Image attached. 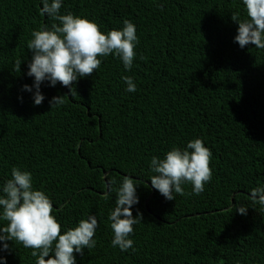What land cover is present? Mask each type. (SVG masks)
Here are the masks:
<instances>
[{
  "label": "trees",
  "instance_id": "16d2710c",
  "mask_svg": "<svg viewBox=\"0 0 264 264\" xmlns=\"http://www.w3.org/2000/svg\"><path fill=\"white\" fill-rule=\"evenodd\" d=\"M42 6L0 0V189L14 166L30 171L34 188L53 202L61 234L96 215V245L74 253L76 264H264V206L250 195L264 186V49L234 40L233 12L247 18L243 0H62L60 14L85 16L105 34L131 20L136 57L131 70L114 53L100 58L99 69L73 82L75 95L44 81L45 99L35 105L27 45L41 25L58 23L40 14ZM65 94L52 108L49 101ZM195 138L212 152V179L199 195L167 200L151 186V158ZM124 175L141 182L135 251L111 244L108 217ZM182 187L192 192L190 183ZM6 224L0 219V228ZM4 243L0 264H36L33 249L10 240L3 250Z\"/></svg>",
  "mask_w": 264,
  "mask_h": 264
},
{
  "label": "clouds",
  "instance_id": "9594fccd",
  "mask_svg": "<svg viewBox=\"0 0 264 264\" xmlns=\"http://www.w3.org/2000/svg\"><path fill=\"white\" fill-rule=\"evenodd\" d=\"M42 4L40 14H47L58 23H53L50 28L41 25L32 32V39L27 45L33 52L27 75L34 77L35 105H40L45 99L40 90L42 82L49 81L53 87L59 82L70 88L71 95H75L73 82L99 69L102 63L100 58L110 54L114 53L124 67L131 70L136 57L135 48L139 43L136 25L131 20L125 19L122 29H113L105 34L94 20L72 12L60 14L62 0H42ZM243 4L247 18H241L239 12L232 15V20L239 25L234 40L241 48L253 44L257 49H264V0H243ZM160 7L163 10V6ZM140 58L147 59L144 56ZM21 63L19 59L15 61V71L20 72ZM122 80L128 92L136 91L131 76H123ZM23 88L32 91V86L24 85ZM66 95L54 96L49 101L52 108L63 105ZM211 159L212 152L202 138L189 141L186 148L173 146L164 158H151V171L154 173L150 177L151 186L167 200L175 199L174 193L199 195L212 179ZM140 183L131 175H124L120 186L115 189V208L110 211L108 219L114 233L111 244L122 251H135L130 235L134 225L143 220V214L134 216L132 207L139 202L137 186ZM186 183L192 185V192H185L182 185ZM115 184L113 178L110 186ZM0 193V219L7 221L0 228V241L5 242L3 250L8 249L7 241L11 240L33 249L31 255L36 257V264H76L74 253L82 254L85 248L91 250L95 247L93 237L98 227L97 216L88 215L77 226L61 234L62 225L53 215V202L44 190L34 188L30 171L14 166L11 178L3 184ZM250 195L254 204L264 206V186L253 188ZM237 209L240 214H247L246 207L239 206Z\"/></svg>",
  "mask_w": 264,
  "mask_h": 264
}]
</instances>
